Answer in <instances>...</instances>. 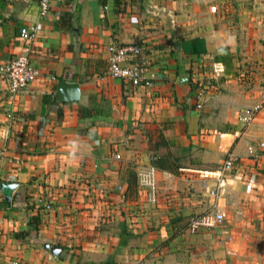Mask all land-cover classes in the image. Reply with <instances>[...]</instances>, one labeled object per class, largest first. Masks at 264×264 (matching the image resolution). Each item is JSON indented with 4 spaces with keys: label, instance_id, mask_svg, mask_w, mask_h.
<instances>
[{
    "label": "crops",
    "instance_id": "1",
    "mask_svg": "<svg viewBox=\"0 0 264 264\" xmlns=\"http://www.w3.org/2000/svg\"><path fill=\"white\" fill-rule=\"evenodd\" d=\"M37 3L0 0V64L34 25L39 73L13 96L0 81V264H264V107L238 120L264 83V0H48L43 17ZM127 43L146 47L150 87L103 75L107 46ZM164 154L175 172L151 166Z\"/></svg>",
    "mask_w": 264,
    "mask_h": 264
},
{
    "label": "built area",
    "instance_id": "2",
    "mask_svg": "<svg viewBox=\"0 0 264 264\" xmlns=\"http://www.w3.org/2000/svg\"><path fill=\"white\" fill-rule=\"evenodd\" d=\"M37 5L38 16H45L49 8L48 0H38ZM35 33L34 25L21 26L18 30V37L22 42L21 52L0 64V81L5 85L8 96H13L22 91L39 75L38 70L31 65L29 59L30 46L35 39ZM106 53L107 66L103 73L104 76L119 80L128 91L139 86H151L153 75L150 73V61L144 45L133 43L110 44L106 48ZM239 79L247 85L254 83L250 65H245L244 70L239 75ZM197 83L201 87V83ZM198 88L197 91L200 90ZM259 97L258 103L239 115L238 120L243 126H247L257 112L264 107V83L261 85ZM257 148L264 152V141L260 142ZM246 152L250 156L259 157V153L252 146H247ZM234 160V156L231 153H226L211 179V186L207 189V196L211 201V209H215L217 198L224 191L226 178L231 171ZM148 185L152 186L151 183H148ZM202 187H205V182L202 183ZM43 208L48 210L49 207L44 205ZM214 219L218 224H221L223 217L215 212Z\"/></svg>",
    "mask_w": 264,
    "mask_h": 264
},
{
    "label": "trees",
    "instance_id": "3",
    "mask_svg": "<svg viewBox=\"0 0 264 264\" xmlns=\"http://www.w3.org/2000/svg\"><path fill=\"white\" fill-rule=\"evenodd\" d=\"M37 1L38 0H32ZM159 144H162L163 146L165 143L161 140ZM175 162H177V159L171 158L168 154H164L159 158H156L154 156L150 157V163L151 166L155 169L159 170H170L171 172H175ZM124 180H125V190H124V199L125 200H132L135 197L136 192V174L131 169H126L124 172ZM30 224V223H29ZM34 230V227L32 229H29V231ZM29 231L25 233H16L13 235V237L18 238Z\"/></svg>",
    "mask_w": 264,
    "mask_h": 264
},
{
    "label": "water",
    "instance_id": "4",
    "mask_svg": "<svg viewBox=\"0 0 264 264\" xmlns=\"http://www.w3.org/2000/svg\"><path fill=\"white\" fill-rule=\"evenodd\" d=\"M188 77H184L187 80ZM55 95L60 97L62 100L73 101L78 97V88L75 83H65L63 81H58L55 87ZM45 248L48 246L45 245ZM57 251V249L55 250Z\"/></svg>",
    "mask_w": 264,
    "mask_h": 264
}]
</instances>
